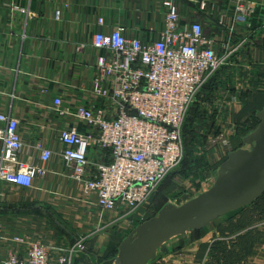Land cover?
Here are the masks:
<instances>
[{
    "label": "crops",
    "instance_id": "0c3cea01",
    "mask_svg": "<svg viewBox=\"0 0 264 264\" xmlns=\"http://www.w3.org/2000/svg\"><path fill=\"white\" fill-rule=\"evenodd\" d=\"M164 2L174 4L182 22H199L208 37L219 32L218 17L224 13L226 27L233 29L232 43L243 44L240 58L247 64L252 61L255 66L252 81L244 83L246 89H251L252 98L258 94L264 100V0H242L243 4L255 3L244 23L240 19L234 22L235 0H0V114L19 122L23 159L36 157L31 149L36 140L52 152L46 165L47 175L35 178L31 187L0 182L1 254L16 250L9 238L23 235L40 241L50 256L56 258L59 251L64 253L74 242L113 223L116 214L103 213L95 205V196L85 200L80 183L70 177L71 172L60 157L64 148L58 134L67 128L78 133L87 129L74 111L78 105L93 101L89 90L97 73L96 61L107 55L105 50L94 48V35L118 28L126 37L154 41L164 30ZM5 3L16 4L27 10L28 15L11 13ZM201 4L206 5V10H200ZM207 29L211 35H206ZM232 62L231 65L238 64ZM224 83L220 82L217 91L220 107L234 96L235 87L223 93ZM55 98L61 99V107L68 108V114L59 115L55 111L52 105ZM232 106L227 104V110H235L236 117H240L241 109L245 110L242 103L241 107ZM263 107L264 103L253 113ZM89 159L98 160L99 156L91 152ZM238 215L230 213L211 223L208 227L216 226L209 231L206 227L205 236L217 237L228 226L234 229L241 221ZM233 217L238 221L232 220ZM253 228L262 231L263 236L259 242L249 244L248 264H264V222ZM248 229L233 231V236L220 240L228 243Z\"/></svg>",
    "mask_w": 264,
    "mask_h": 264
},
{
    "label": "built area",
    "instance_id": "2783aa9c",
    "mask_svg": "<svg viewBox=\"0 0 264 264\" xmlns=\"http://www.w3.org/2000/svg\"><path fill=\"white\" fill-rule=\"evenodd\" d=\"M4 7L28 15L14 3ZM162 7L164 30L154 41L126 37L118 28L94 35V48L107 55L96 61L89 90L93 101L74 111L87 129L78 133L67 128L58 134L64 148L60 157L70 177L80 183L83 198L95 196V205L106 214L135 211L181 163L187 111L201 88L243 47L232 43L233 29L226 27L224 13L218 17L219 32L208 37L199 22H182L173 3L164 2ZM254 7V2L235 0L234 22H246ZM52 105L59 115L69 112L61 107L60 98ZM0 141V182L29 188L35 178L47 175L51 150L36 140L31 145L36 157L23 159L19 122L4 114ZM91 152L99 159L90 160ZM9 242L16 250L0 253V264H72L76 253L72 246L52 258L48 248L30 236H12Z\"/></svg>",
    "mask_w": 264,
    "mask_h": 264
},
{
    "label": "rangeland",
    "instance_id": "374dc122",
    "mask_svg": "<svg viewBox=\"0 0 264 264\" xmlns=\"http://www.w3.org/2000/svg\"><path fill=\"white\" fill-rule=\"evenodd\" d=\"M205 31L206 35H211L208 29ZM239 51L228 66L215 74L212 82L201 88L187 111L181 129V163L167 174L148 200L135 211L127 214L116 213L112 224L95 231L82 241L74 242L76 253L72 264H111L118 245L134 228L154 217L166 204L174 203L181 195L188 193L196 197L206 191L212 186L216 171L227 155L244 147L242 137L252 131L256 123L253 111L264 100L258 94L252 98L251 89H246L244 83L246 80L252 81L250 76L254 73L255 66L251 64L252 61L248 64L243 62ZM232 60L238 61V64L231 65ZM217 81H225L222 86L223 93L235 87L234 96L231 95L233 99L223 103V107L217 102L220 99L219 92L211 93L209 90L210 84ZM238 82L244 85H239ZM240 102L245 110L241 109V116L236 117L235 110H227V104L230 107H241ZM236 124L239 129L235 128ZM185 129L189 131L188 134ZM236 214L241 216L238 219L241 221L235 224L234 229L228 226L213 238L205 236L203 231L174 238L167 243L168 253L158 254L148 264H248V251L251 248L249 244L259 242L263 236L262 231L253 227L264 222V194L249 208L236 211ZM232 220L238 221L234 217ZM215 226L212 224L206 230L209 231ZM243 228L249 229L243 235L237 234L229 239L228 243L220 240L233 236V231Z\"/></svg>",
    "mask_w": 264,
    "mask_h": 264
},
{
    "label": "water",
    "instance_id": "95a60500",
    "mask_svg": "<svg viewBox=\"0 0 264 264\" xmlns=\"http://www.w3.org/2000/svg\"><path fill=\"white\" fill-rule=\"evenodd\" d=\"M243 148L230 152L212 186L196 197L185 193L139 224L117 247L111 264H148L168 253L174 238L199 232L227 214L252 205L264 194V108Z\"/></svg>",
    "mask_w": 264,
    "mask_h": 264
},
{
    "label": "trees",
    "instance_id": "16d2710c",
    "mask_svg": "<svg viewBox=\"0 0 264 264\" xmlns=\"http://www.w3.org/2000/svg\"><path fill=\"white\" fill-rule=\"evenodd\" d=\"M219 71H220V70H218L217 72H219ZM217 72H216V73H217ZM216 73H215V74H216ZM215 74H214V75L212 76V78L206 83V85L209 84V82H212L213 77L215 76ZM220 85H221V84H220L218 81H217L215 84H210V86H209V90H210V92H211V93H218L217 91L220 89ZM202 89H203V88H202ZM251 92H252V91H251ZM263 108H264V107H263ZM263 108H262V109H263ZM262 109H261V110H262ZM261 110H260V111H261ZM258 112H259V111H258ZM258 112H257V113H258ZM257 113H256V114H257ZM256 114L254 115V119H255V122H256V123H255V126L252 128V131H253V130L257 127V125H258V120H257L256 117H255ZM252 131H249V133L252 132ZM185 132H187V134L189 133V131H187V129H185ZM249 133H248V134H249ZM254 203H255V202H254ZM254 203H253V204H254ZM253 204H252V205H253ZM249 207H250V206H249ZM249 207H246V208L240 209V210H238L237 212L242 211V210H244V209H247V208H249ZM243 229H244V228H243ZM202 231H203V230H202ZM199 232H201V231H199ZM193 233H198V232H193ZM116 254H117V252H116ZM113 259H114V258H113ZM113 259H112V261H113ZM112 261H111V262H112Z\"/></svg>",
    "mask_w": 264,
    "mask_h": 264
}]
</instances>
